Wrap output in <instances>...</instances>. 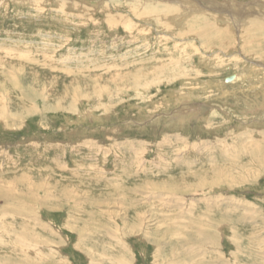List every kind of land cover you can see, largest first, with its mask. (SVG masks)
Instances as JSON below:
<instances>
[{"label":"rangeland","instance_id":"obj_1","mask_svg":"<svg viewBox=\"0 0 264 264\" xmlns=\"http://www.w3.org/2000/svg\"><path fill=\"white\" fill-rule=\"evenodd\" d=\"M123 2L0 0V264H264V0Z\"/></svg>","mask_w":264,"mask_h":264},{"label":"bare ground","instance_id":"obj_2","mask_svg":"<svg viewBox=\"0 0 264 264\" xmlns=\"http://www.w3.org/2000/svg\"><path fill=\"white\" fill-rule=\"evenodd\" d=\"M72 1V0H71ZM124 2V6L129 10V12L130 13H132L133 15H135L136 17H138V18H142V19H147V20H150L147 16H151V18H155V17H160L159 15H162V13H163V19H165L166 17L168 18V15H170V14H172V12L174 13V11L176 12V10L177 9H175V8H171V7H169V6H165V8L163 9V12H161L159 15L158 14H155L154 12L155 11H153V10H155V8L154 7H156V6H154L153 8H150V4L149 3H151V4H154L155 5V0H123ZM178 2V1H177ZM105 3V2H104ZM112 3H115V5L117 6V2H112ZM189 3V2H188ZM98 4V3H97ZM160 4V3H159ZM74 5V4H73ZM110 5V2L108 3V4H105V5H102V7L104 8V7H108ZM97 6V5H96ZM113 6V5H112ZM115 6V7H116ZM171 6V5H170ZM106 7V8H107ZM72 8V7H71ZM98 8H99V6H98ZM118 8V7H117ZM84 9V8H83ZM95 10V9H94ZM116 11H118V10H116ZM115 11V12H116ZM158 12V11H157ZM159 12H160V10H159ZM108 13H109V11H108ZM110 13H111V10H110ZM95 14V13H94ZM104 14V13H103ZM158 15V16H157ZM165 15H166V17H165ZM109 16V14H106V18ZM119 17H120V15H119ZM172 17V16H171ZM110 18H111V16H110ZM110 18H108V19H110ZM120 18H122V17H120ZM240 18V17H239ZM170 19V18H169ZM119 20V19H118ZM122 20H124V19H122ZM156 20H157V18H156ZM160 20V19H159ZM162 20V19H161ZM166 20V19H165ZM108 22V24L110 25V24H114V23H116V21H114L113 19L112 20H108L107 21ZM159 22V21H158ZM264 23V22H263ZM254 24V23H253ZM113 26V25H112ZM132 26V25H131ZM167 25H165V27H166ZM250 26V25H249ZM264 26V25H263ZM169 28V27H168ZM133 29V28H132ZM251 29V27H249L248 28V30H247V32H249V31H251L250 30ZM256 29V28H255ZM131 30V29H130ZM243 34H245V33H243ZM246 36V35H245ZM234 76V75H233ZM238 78H237V75H235L234 76V78H233V80H237ZM232 80V81H233ZM224 81V80H223ZM231 81V82H232ZM224 83H226V82H224ZM230 83V82H229ZM180 116H182L181 114L179 115V117ZM178 118V117H177ZM176 119V118H175ZM159 120V119H158ZM183 120V119H182Z\"/></svg>","mask_w":264,"mask_h":264},{"label":"water","instance_id":"obj_3","mask_svg":"<svg viewBox=\"0 0 264 264\" xmlns=\"http://www.w3.org/2000/svg\"><path fill=\"white\" fill-rule=\"evenodd\" d=\"M233 78H234L233 75H230V76H228V77H225V78H224V82L229 83V82H231V81L233 80Z\"/></svg>","mask_w":264,"mask_h":264}]
</instances>
